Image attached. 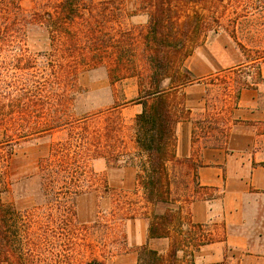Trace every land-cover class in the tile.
I'll return each mask as SVG.
<instances>
[{"label": "rangeland", "instance_id": "obj_1", "mask_svg": "<svg viewBox=\"0 0 264 264\" xmlns=\"http://www.w3.org/2000/svg\"><path fill=\"white\" fill-rule=\"evenodd\" d=\"M65 1L0 0V105L15 108L14 124L0 125V203L42 232L45 225L62 227L67 195L77 226L73 263L131 264L123 258L137 252L127 225L153 211L137 183L138 168L124 163L136 151L134 118L141 108L134 101L151 73L149 27L133 18L140 12L136 0H75L76 10H65ZM225 3L217 33L213 22L212 29L186 38L188 65L195 60L200 74L213 72L204 92L192 94L193 112L184 115L199 147L224 143L245 78L255 83L264 107L263 19L252 3L235 26L233 11L241 9V0ZM180 10L182 19L211 15L206 6ZM244 63L253 66L250 75L238 70ZM180 91L174 95L178 104L185 101ZM47 159L62 164V194L43 183L40 166ZM168 168L175 198L185 204L201 198L194 194L191 159L170 161ZM74 190L76 195L64 194Z\"/></svg>", "mask_w": 264, "mask_h": 264}, {"label": "trees", "instance_id": "obj_2", "mask_svg": "<svg viewBox=\"0 0 264 264\" xmlns=\"http://www.w3.org/2000/svg\"><path fill=\"white\" fill-rule=\"evenodd\" d=\"M71 1H65V10H76L75 0L73 3ZM252 3L255 5L252 8L254 15L264 22V0H241L237 5L241 9L233 11L236 14L235 26L242 22L241 18L248 16L247 6ZM144 4L150 15L147 36L152 40L145 39V48L150 49L148 58L151 73L147 87L142 89L143 95L134 101L142 106L141 112L134 118L136 151L133 155L127 154L128 159L124 163L138 168L137 183L143 190L145 201L153 206L150 213L149 239L170 238L171 241L167 254L151 248L148 243L137 247V264H181L178 253L183 246H191L194 251L212 242L213 238L204 235L206 225L192 224L183 219L185 203L173 196L172 184L175 176L169 171L168 163L182 160L176 158L175 154V129L178 122L189 118L184 115H189L190 112L185 102L178 104L174 100V95L196 81L193 73L184 66L185 60L190 56L186 38L193 33L210 29L213 22L217 24L213 29L217 33L218 26L221 25L219 14L227 10V4L225 0H145ZM198 6H206L211 15L203 17L195 12L194 15H185L182 19V7ZM214 16L216 19H213ZM173 35L182 39L171 38L169 41L168 38ZM252 67L244 63L238 70H248L247 74L250 75ZM259 76L263 80L261 73ZM255 86V83H249L245 78L238 85L237 98L243 89H256ZM14 112L13 106L0 105V125L14 124L11 122ZM7 126L11 127L12 124ZM121 158L122 153L117 157L118 162ZM61 166L60 163L55 165L50 159L43 160L40 166L47 190L59 194L63 190L60 183ZM195 177L194 168V194L200 195V187L196 184ZM76 193L74 190L64 194ZM64 199L66 204L62 227L45 225L42 232L32 229L16 209L0 203V264H74L70 247L74 242L73 234L77 230V226L73 225L76 215L73 200L67 195ZM159 207L164 208V211L159 212ZM87 264L104 262L93 259Z\"/></svg>", "mask_w": 264, "mask_h": 264}, {"label": "crops", "instance_id": "obj_3", "mask_svg": "<svg viewBox=\"0 0 264 264\" xmlns=\"http://www.w3.org/2000/svg\"><path fill=\"white\" fill-rule=\"evenodd\" d=\"M144 1L133 3V7L140 9L133 18H141L149 26L150 15ZM188 63L189 58L185 65L196 81L180 92L185 96L184 104L193 112L192 94L204 92L201 86L213 72L200 74L197 61ZM136 106L141 108L140 113L142 106ZM233 118L236 121L227 129L226 139L220 145L199 147L191 118L176 126V158L192 159L201 191V198L184 205L183 219L206 225L204 235L213 238L194 251L191 246H183L178 253L181 264H264V107L257 89L241 91ZM150 213L127 225L129 244L137 248L148 243L167 254L170 238L149 239ZM123 258L137 264L138 255L129 251Z\"/></svg>", "mask_w": 264, "mask_h": 264}]
</instances>
